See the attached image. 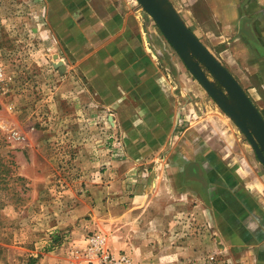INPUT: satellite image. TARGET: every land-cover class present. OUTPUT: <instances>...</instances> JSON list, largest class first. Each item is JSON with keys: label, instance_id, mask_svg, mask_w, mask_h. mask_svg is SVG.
Masks as SVG:
<instances>
[{"label": "rangeland", "instance_id": "rangeland-1", "mask_svg": "<svg viewBox=\"0 0 264 264\" xmlns=\"http://www.w3.org/2000/svg\"><path fill=\"white\" fill-rule=\"evenodd\" d=\"M173 1L243 68L209 0ZM0 157L23 178L0 264H65L93 232L137 264H264V214L237 202L264 165L138 0H0Z\"/></svg>", "mask_w": 264, "mask_h": 264}, {"label": "water", "instance_id": "water-1", "mask_svg": "<svg viewBox=\"0 0 264 264\" xmlns=\"http://www.w3.org/2000/svg\"><path fill=\"white\" fill-rule=\"evenodd\" d=\"M138 1L190 72L242 130L264 165V117L238 79L190 30L169 0Z\"/></svg>", "mask_w": 264, "mask_h": 264}, {"label": "crops", "instance_id": "crops-1", "mask_svg": "<svg viewBox=\"0 0 264 264\" xmlns=\"http://www.w3.org/2000/svg\"><path fill=\"white\" fill-rule=\"evenodd\" d=\"M169 1L194 34H219L216 33L214 29L209 30L207 28H205L206 30L202 29L201 33H198V31L196 32L192 24H190V22H192L197 25V22L192 20L194 18H190L191 20L189 22L178 11L181 2H174L173 0ZM209 5L213 15L212 19L214 20L215 25L219 27L220 34H222L224 38L232 35L237 36V40L233 46L228 47V52L237 53L238 55L243 54L245 57L243 68L240 67L239 64L237 66H229L222 59L220 60H222L221 62L227 66L230 71L232 70L233 72V69L235 71L236 69L238 70L236 78L245 88L253 102L256 103L264 117V0H209ZM197 27L199 28L198 25ZM254 79H257L259 84H256ZM248 173L251 175V181L250 184H248L250 188H242L245 195H241L240 200L238 199L237 202L240 206L243 205V207L246 208L254 210L259 209L264 214V205L262 204V206L256 197L258 194H261V191L263 196V182L255 174L254 169L250 170ZM230 187L232 188V186ZM230 187H227L228 190L226 191L232 194L230 192ZM238 189L239 188L236 185L233 190L236 191ZM225 203L228 206V201ZM200 205L201 204L198 205V208ZM77 208L81 209V211L85 209L82 205ZM254 210H252L253 213H255ZM121 234L123 237L122 231ZM108 238L112 249L116 250L124 246L125 242L117 231L111 232V235H109Z\"/></svg>", "mask_w": 264, "mask_h": 264}, {"label": "built area", "instance_id": "built-area-1", "mask_svg": "<svg viewBox=\"0 0 264 264\" xmlns=\"http://www.w3.org/2000/svg\"><path fill=\"white\" fill-rule=\"evenodd\" d=\"M11 137L21 136L14 131ZM66 253L65 264H137L129 252L110 250L106 236L95 232L88 234L82 242L71 243Z\"/></svg>", "mask_w": 264, "mask_h": 264}, {"label": "trees", "instance_id": "trees-1", "mask_svg": "<svg viewBox=\"0 0 264 264\" xmlns=\"http://www.w3.org/2000/svg\"><path fill=\"white\" fill-rule=\"evenodd\" d=\"M22 176L11 169L10 164L0 157V208L4 204L5 197L20 195L22 188L18 187Z\"/></svg>", "mask_w": 264, "mask_h": 264}]
</instances>
